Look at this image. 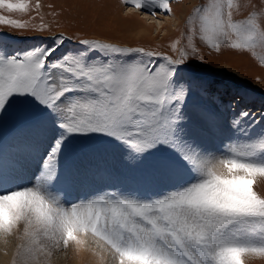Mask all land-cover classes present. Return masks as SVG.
Segmentation results:
<instances>
[{
    "label": "snow or ice",
    "instance_id": "snow-or-ice-1",
    "mask_svg": "<svg viewBox=\"0 0 264 264\" xmlns=\"http://www.w3.org/2000/svg\"><path fill=\"white\" fill-rule=\"evenodd\" d=\"M124 2L148 15L172 12L170 0ZM232 8V0L196 8L187 20L192 55L177 59L99 39H78L83 47L56 56L71 39L63 34L23 51L0 46V127L14 100L31 99L44 113L22 112L10 132L11 153L0 149V240L7 243L23 225L20 264H32L49 245L88 251L90 242L111 264H245L247 254H264V195L255 190L256 177H264V133L251 135L243 126L250 113L242 112L231 122L241 138L216 157L189 135V101L207 90L178 75L197 52L195 36L217 53H248L264 65L256 52L264 48V28L254 19L235 21ZM0 9L26 13L29 4L0 0ZM0 24L28 26L3 15ZM199 120L205 133L219 131L213 110L200 109ZM53 128L57 135L40 154L37 141ZM93 137L111 143L62 171L71 141ZM112 156L146 182H176L152 195L109 188L66 206L62 186L97 179L96 161ZM33 164L28 185L14 186Z\"/></svg>",
    "mask_w": 264,
    "mask_h": 264
},
{
    "label": "rangeland",
    "instance_id": "rangeland-1",
    "mask_svg": "<svg viewBox=\"0 0 264 264\" xmlns=\"http://www.w3.org/2000/svg\"><path fill=\"white\" fill-rule=\"evenodd\" d=\"M12 2H18V0H12ZM27 3L29 11L26 13H10L0 9V15L20 20L28 25L24 29H16L0 24V46L5 47L9 53L41 44L51 45L54 37L63 34L71 39L63 43L56 56H60L62 52L83 47L77 42L78 39H99L122 47H142L177 59L183 51H188L190 56L192 55L187 20L196 8L206 6L209 0H170L171 14L160 12L154 16L146 14L144 17L139 10L128 13L126 11L128 6L124 0H117L107 7L102 0H27ZM232 3L235 21L254 19L261 28H264V0H232ZM165 15L167 17H164ZM119 19H124V24ZM134 21H138V25L132 26V32L142 27H147V32L141 31L137 35L129 32V26L126 25ZM173 44H176V50H173ZM192 44L197 48V52L188 64L180 67L178 75L180 78L200 81L207 91L203 95H193L189 101L186 110L191 121L189 135L195 137L205 149L213 151L215 156L219 157L225 150V146L230 149L234 146L235 139L241 138L240 133L231 127L232 120L239 118L240 113L245 111L250 113L243 119V126L250 125L251 135L264 133V65H260L259 61L248 53L229 49H223L222 52L217 53L209 49L198 36L192 38ZM256 52L257 56H264V48L258 47ZM219 69L223 71L222 75L218 72ZM13 105L14 107L5 116L4 126L0 127V149L5 154H10L12 151V145L9 143L10 132L19 124L21 113L26 112L34 116L44 114L31 99L14 100ZM202 108L211 109L216 113L220 127L215 134H208L202 130L203 126L199 120V110ZM256 121L259 122L256 123ZM56 135L57 131L53 128L37 141L41 154L53 142ZM214 136L216 138L212 141L217 144V147L209 149L207 142ZM107 143L111 142L95 137L74 138L71 141V149L65 148L61 156L62 171L69 170L70 165L72 167L78 165L94 150L100 151L99 145ZM167 155L174 156V153L169 152ZM96 163L101 166L103 172L108 171L106 165L111 164L118 175L127 177L130 184L136 188H145V185L139 182L131 183L136 173L125 168L123 161L119 158L115 156L99 158ZM216 170L226 172L222 166H218ZM35 171V169L30 173L24 171L15 181L14 186L28 185ZM256 181L255 190L258 194L264 195V177L257 176ZM152 182L156 187L150 189L145 195L163 192L176 181L160 179V181ZM77 197L80 196L77 195ZM77 197L67 199L66 206L78 202ZM43 243L47 245V241ZM59 247L54 251L57 254L64 249L62 245ZM49 249L50 245L44 247V250ZM244 261L245 264H264V254H247Z\"/></svg>",
    "mask_w": 264,
    "mask_h": 264
},
{
    "label": "bare ground",
    "instance_id": "bare-ground-1",
    "mask_svg": "<svg viewBox=\"0 0 264 264\" xmlns=\"http://www.w3.org/2000/svg\"><path fill=\"white\" fill-rule=\"evenodd\" d=\"M102 1L104 2V6L107 7L110 4H113L114 2H116L117 0H102ZM129 7L130 6H128L127 7L128 9L126 10L128 13L129 11L132 12V11L137 10L133 7H130V8ZM142 13H143L142 14L143 17L146 16V13L144 12ZM164 17H167V15H165ZM119 21L123 23L124 19H119ZM136 25H138V21H134L130 25H126V26H129L128 31L131 32L133 35H137L141 31H144V33L147 32L148 30L147 27H142L140 28V30H136L132 32V26H136ZM220 70L221 69H219L218 72L221 73L220 75H222L223 71H220ZM247 80L250 81L249 78ZM214 138L216 137L215 136L212 137L207 142V147L209 149L217 147V144L212 141ZM9 143L12 145L13 143L12 138L9 139ZM37 147H38L39 153L41 154V148L38 145ZM76 166L72 167V165H70L69 170L74 169ZM106 168H108V171L106 172L100 171L97 179L95 180L88 179V180H83V181H77L75 183H72L71 185L65 186L64 192L66 194V201L69 198L75 199L77 195H79L80 197H77L76 200L83 201L89 198L92 194L100 193L109 188H118L125 192L133 191L141 195H145L146 193L150 191V189H153V187H156V185L153 182L151 183L146 182L140 179L138 175L136 174L134 175V178H132L131 183L139 182V184L145 185V188H136L134 185L129 183V181L127 180V177L124 178L118 175L117 170H115L111 164L106 165ZM26 171L28 173L32 172L31 170H26ZM101 177H103V179H101ZM155 181H160V179H155ZM24 245H26V239L23 236V225H22L21 230L17 232L13 237L9 238L7 243H5L3 240H0V264H20L21 258L18 253L23 250L22 246ZM90 247H91V250H88V251H85L82 249L78 250L74 245L70 244L67 248H64L65 250L63 249L61 253L57 254L54 251L58 250L60 247L53 248L50 246L49 250L43 249V251L39 252L37 254V259L33 261L32 264H111L110 258L105 261L100 260V253L98 249L96 248V245L93 242H90Z\"/></svg>",
    "mask_w": 264,
    "mask_h": 264
}]
</instances>
